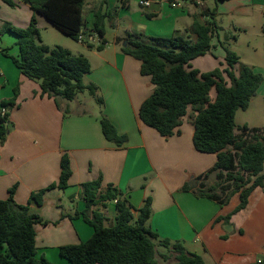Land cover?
<instances>
[{
	"label": "crops",
	"instance_id": "crops-1",
	"mask_svg": "<svg viewBox=\"0 0 264 264\" xmlns=\"http://www.w3.org/2000/svg\"><path fill=\"white\" fill-rule=\"evenodd\" d=\"M4 1L0 0V10L6 11ZM101 1L87 0L86 30L93 27L94 12ZM118 2L106 0L102 7L107 16L104 49H96L99 39L95 35L88 39L85 35L78 42L92 67L84 82L98 87L102 107L86 105L88 98L83 103L79 96L73 101L59 99L57 104L54 98L42 95L39 82L22 75L5 55L19 56L17 36L8 32L7 38L0 37V108L3 101L13 98L15 90L18 91L15 106L7 110L8 135L0 143V200L8 199L10 190L15 188V201L29 205L32 214L47 222L36 225V259L45 258L52 264H69L61 256L60 248L92 237L94 229L82 217L74 215L86 207L82 185L99 178L103 189L112 185L120 199L127 200L136 210L151 198L148 226L160 239L181 243L188 251L200 255L206 264H252L264 260V188H256L247 207L229 222L226 217L240 203L239 193L224 205L197 196L199 184L193 182L196 177H201L200 182L206 187L215 186L218 179L217 172L204 178L215 166L217 155L194 148L196 113L189 112L180 133L170 138L145 125L139 118V109L152 94L154 85L149 76L141 75V62L122 51L128 41L155 43L154 39H169L185 32L194 41L195 35L190 32L194 16L204 12L208 14L205 20L209 16L255 17L258 12L251 10L253 5L260 7L258 15H264V0H221L222 8L216 11H210L207 0L200 4L186 2L181 8L157 0L149 8L138 11H132L130 0H122L120 7ZM25 7L24 17L12 20L18 28H26L34 15L28 4ZM199 7L203 10L199 11ZM122 13L129 18L126 28L119 22ZM36 17L40 30L55 28L43 16L36 14ZM216 37L211 53L221 46ZM87 40L93 47L87 46ZM66 49L74 55L80 54ZM224 58L225 53L219 57L221 64ZM208 68H212L211 62ZM74 101L77 102L73 105ZM102 113L120 135L128 137L127 143L117 146L105 138L100 123ZM64 154L69 155L72 168L68 187L47 191L42 205L30 202L33 193L59 181ZM190 181L191 189L184 190ZM217 194H221L219 190ZM103 213L105 223L115 221L116 201L109 202ZM168 253L165 248L157 249L160 264H172L173 261L160 259Z\"/></svg>",
	"mask_w": 264,
	"mask_h": 264
},
{
	"label": "trees",
	"instance_id": "trees-1",
	"mask_svg": "<svg viewBox=\"0 0 264 264\" xmlns=\"http://www.w3.org/2000/svg\"><path fill=\"white\" fill-rule=\"evenodd\" d=\"M34 15L26 28L3 25L2 33L17 36L19 56L10 57L22 75L39 82L42 95L55 99L73 101L88 91L100 107L103 99L98 87L85 83L84 76L91 72V63L83 54L74 55L61 46L50 48L41 43V30L36 14L46 18L50 24L64 34L79 42L81 36H97L98 51L104 49L107 41L106 14L102 0L94 12V24L86 30L87 0H23ZM5 2L13 6L12 0ZM208 14L201 12L194 16L191 40L188 32L169 39H154L155 43L128 41L122 51L141 62L140 72L149 76L154 85L152 94L142 103L139 118L147 126L155 129L162 137L170 138L179 134L183 119L194 109V148L201 153L216 154L217 161L209 173L217 172L218 182L206 187L201 177H196L194 185L199 184L195 194L217 200L221 205L239 193L240 203L226 217H231L244 210L252 192L264 188V128L250 129L247 125L242 133L254 132L250 139H243L236 133V115L239 110H247L251 100L257 95L263 80L262 74L255 68L244 66L239 75L236 66L239 56L224 47L223 68L210 72H201L191 68V62L206 56L212 49V41L217 33L214 18L205 20ZM88 47H93L87 40ZM222 44V43H221ZM2 53V51H0ZM215 95L211 97V92ZM18 91L13 98L3 101L0 108V143L5 142L9 132L8 109L15 106ZM60 107V106H59ZM5 109V114L2 110ZM66 114V112H65ZM101 128L105 138L122 146L128 141L126 135H120L113 123L102 113ZM59 181L37 193H33L30 202L42 205L47 191L58 188L64 190L72 176L71 161L64 154L60 162ZM191 181L184 190L191 189ZM83 199L86 207L74 217H82L94 233L80 244L66 245L60 248V254L69 264H160L157 258L156 243L169 251L160 256L162 261L172 264H206L203 258L188 251L181 243L160 239L159 235L148 226L151 217L152 199L147 198L139 209H135L127 200L119 197V192L109 185L102 188V178L86 182L83 185ZM221 194H217V192ZM15 188L10 190L6 200H0V264H52L45 258L36 259V225L44 224L38 215L32 214L29 205H20L14 199ZM116 201L117 215L112 226H105L103 210L109 202ZM134 210L138 212L134 216ZM252 264H264V260Z\"/></svg>",
	"mask_w": 264,
	"mask_h": 264
},
{
	"label": "rangeland",
	"instance_id": "rangeland-1",
	"mask_svg": "<svg viewBox=\"0 0 264 264\" xmlns=\"http://www.w3.org/2000/svg\"><path fill=\"white\" fill-rule=\"evenodd\" d=\"M91 1L93 0H88L89 3ZM121 1L122 0H119L118 7H120ZM4 3L6 4L7 10H0V29L3 25H12L17 27L12 20L16 19V17H24L26 10L24 1L15 0L13 2V6L7 4L5 1ZM130 3L132 4V11H138L142 8L138 5V0H130ZM206 6L210 9V11H216L217 9L222 8V2L221 0H207ZM89 9L90 7H88V10ZM116 10H118V8L114 11ZM201 10H203V8L199 7V11ZM251 10L258 12L259 14L261 13V11H259L260 7L258 6L253 5ZM258 13H256L255 17L240 15L233 19L227 16L214 17L218 26L217 35L218 40L222 43L221 46L215 48L212 53H208V56L199 58V61L194 60L191 62V68L197 70L200 69L199 71L201 72H210L216 68H220L222 65L219 57L225 53V47L228 50L235 52L240 58L239 63L236 66L237 75H239L244 66L254 67L256 72L262 74L263 80L258 87L257 95L252 98L249 108L245 111L239 110L237 112L235 119L237 134L242 133L241 129L244 125H247L250 129L264 128V15H258ZM4 17H7L10 20H5ZM212 18L213 16H209L208 21H211ZM119 22L121 23L122 28H126L129 18H126L122 13L119 15ZM6 34L7 32L2 33L0 37L6 36L7 38ZM216 36L213 38L214 43L217 42ZM85 38H87V36H85ZM41 43L50 48L61 46L63 48H71L73 51H79L80 54L86 53V51L82 50L77 41L73 40L57 28L41 30ZM209 62L212 63V68H208ZM214 95L215 90L211 92V97ZM78 96L79 100L83 101V103H85V100L88 98V103L86 102V105L93 107L98 104L96 99L92 97L88 91H84ZM76 102L77 101H74L73 105L76 104ZM189 112L195 113L192 108L189 109ZM114 223V220H110L105 223V226L109 227L114 225ZM156 248L159 250L164 249V247L159 246L158 243H156Z\"/></svg>",
	"mask_w": 264,
	"mask_h": 264
},
{
	"label": "built area",
	"instance_id": "built-area-1",
	"mask_svg": "<svg viewBox=\"0 0 264 264\" xmlns=\"http://www.w3.org/2000/svg\"><path fill=\"white\" fill-rule=\"evenodd\" d=\"M17 1H23V0H17ZM157 0H138V5L143 7V8H149L152 3ZM202 0H166V2L175 8H181L184 3L186 2H194L197 4H200ZM81 40L83 39V36L80 38ZM2 114H5V109L2 110ZM243 136V139L247 140L250 139L253 135L254 132L247 131L245 133H240Z\"/></svg>",
	"mask_w": 264,
	"mask_h": 264
},
{
	"label": "water",
	"instance_id": "water-1",
	"mask_svg": "<svg viewBox=\"0 0 264 264\" xmlns=\"http://www.w3.org/2000/svg\"><path fill=\"white\" fill-rule=\"evenodd\" d=\"M124 46H126V44L124 43Z\"/></svg>",
	"mask_w": 264,
	"mask_h": 264
}]
</instances>
